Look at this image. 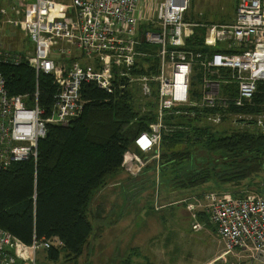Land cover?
<instances>
[{
  "label": "built area",
  "instance_id": "2783aa9c",
  "mask_svg": "<svg viewBox=\"0 0 264 264\" xmlns=\"http://www.w3.org/2000/svg\"><path fill=\"white\" fill-rule=\"evenodd\" d=\"M17 1L0 9V31L19 28L34 52H18L0 40V172L36 162L49 125L67 126L83 115L82 91L89 84L107 93L140 91L154 100L155 120L134 145L157 159L164 136L182 129L168 119L191 115L185 108L198 109L212 124L228 121L231 128L264 132V100L255 102L264 87V0H237L235 20L225 25L194 20L191 0H36L31 17L20 16L27 0ZM199 28L206 32L201 49L191 46ZM145 59L157 62L149 75L141 73L148 67ZM23 64L35 71L37 84L41 75L53 78L51 116L40 104L38 87L33 96L8 89L1 68ZM245 107L262 111H231ZM201 201L185 202L189 211L208 214L225 243L220 262L230 256L264 264V197L210 193ZM52 247L63 243L35 238L26 246L0 228V264H37L38 255Z\"/></svg>",
  "mask_w": 264,
  "mask_h": 264
},
{
  "label": "trees",
  "instance_id": "16d2710c",
  "mask_svg": "<svg viewBox=\"0 0 264 264\" xmlns=\"http://www.w3.org/2000/svg\"><path fill=\"white\" fill-rule=\"evenodd\" d=\"M192 18L197 20V16ZM200 32L196 30L193 48L204 46ZM197 38L201 41L197 42ZM145 62L148 67L141 73L149 75L157 62L152 59ZM1 70L13 95L33 96L38 87L40 104L47 117L52 115L57 89L50 75H41L37 84L36 73L28 64L5 65ZM82 93L87 101L83 115L67 126L49 125L47 137L39 143L36 162L17 163L0 172V228L26 246H31L35 238L61 241L63 247H52L46 252L53 264L62 259L77 262L89 250L91 238L96 234L88 214L93 196L107 186L109 178L123 170L135 138L148 131L155 120L154 100L142 97L140 91L107 93L89 84ZM263 93L261 86L255 98L257 105L263 102ZM152 96H156V91ZM193 97L199 99V91H194ZM184 111L193 116L168 119L182 129L164 136L160 159L149 167L154 172L159 168L163 190L181 193L213 181L238 184L254 177L264 179V132L231 128V132L218 135L211 133L210 127H204L207 120L201 111L195 108ZM231 111L262 110L245 107ZM182 145L189 148L180 150ZM198 149L204 150L201 156ZM201 212L205 211H197V217L204 222ZM97 215L95 219H100L101 213ZM208 221L211 225L209 216ZM200 230L204 231V227Z\"/></svg>",
  "mask_w": 264,
  "mask_h": 264
},
{
  "label": "rangeland",
  "instance_id": "374dc122",
  "mask_svg": "<svg viewBox=\"0 0 264 264\" xmlns=\"http://www.w3.org/2000/svg\"><path fill=\"white\" fill-rule=\"evenodd\" d=\"M12 1L15 3V0H0V9L5 6H11L13 4ZM62 1L67 4L70 3V0ZM236 1L237 0H191L193 6L192 11L198 16L202 24H231L236 17ZM21 6L24 8L23 16L31 17V11L36 7V0L24 1ZM199 29L201 30L199 36H206V32H203L204 29ZM0 40L5 43L8 42L7 46L11 45V47L18 52H34V45L30 40L25 38L19 28L8 27L7 32L0 31ZM199 41H201V38H197V42ZM204 127H210L208 128L209 131L218 135L233 130L228 121L222 125L206 122ZM247 130L255 129L251 128ZM186 148L188 149L189 145L180 146V150H185ZM198 150L201 156L204 150ZM140 160L144 165H150V167L159 161V159H156V161L152 159L149 162H145L142 158ZM159 171V168L156 172L145 170L143 173L147 172L146 176L143 174L139 178H144V180H140V186L136 184L134 178L128 180L127 175L119 177V183L113 190H110L112 188H107L106 186L96 192L88 210L89 217L95 227V233L103 230L105 227V218H108L110 221L119 219L121 222L114 234L129 233L131 235H139L136 236L139 237V239L135 242L138 243L142 251L141 253L148 258L151 264H202L203 260L212 258L218 250H225V243L218 237L214 228L208 225L209 221L206 212H202L201 215L203 216L202 219H205L203 222L204 226L207 228L204 230L205 232L196 233L192 230V220L190 221L191 217L187 211V203L183 201L192 194H195L192 196V199L202 200V204H205L204 197L210 193L225 196H264L263 177H254L253 180L243 181L238 184H222L213 181L200 188L181 191V193L177 192L176 194L166 197V190H163L160 186ZM148 178L151 179L148 180ZM124 179H126L125 187L127 185L131 187L129 201H127L121 187V181ZM115 183L117 182L115 181ZM193 191L194 193H192ZM173 200H175V203ZM177 201L181 202L177 203ZM156 203L160 211L156 210ZM97 213H101L100 219H95L98 217ZM97 228H99L98 231ZM164 247H166L168 251H166ZM129 250L130 249H123L119 251V260L123 257H131L132 262L130 264H139V262L147 264V259L144 261L140 259L138 262L133 251L129 252ZM90 254L91 251L90 253L86 252V260L90 259ZM45 255L46 253L38 255L37 264L45 263L43 259ZM101 258L105 259V261H102L104 262L103 264H109L110 261L105 255ZM85 259L80 261H86ZM226 259L228 262L223 264H232L231 260L234 258L229 256L226 257ZM62 261L65 260L63 259ZM114 262V264H118L116 260H114Z\"/></svg>",
  "mask_w": 264,
  "mask_h": 264
},
{
  "label": "crops",
  "instance_id": "0c3cea01",
  "mask_svg": "<svg viewBox=\"0 0 264 264\" xmlns=\"http://www.w3.org/2000/svg\"><path fill=\"white\" fill-rule=\"evenodd\" d=\"M148 1H149L148 4H150V1L152 2V0H148ZM191 16H197V15H195L194 12L191 11ZM133 146H134L133 150H131L127 153V156H129L130 162H128L123 167V170H121L118 174H116V175H114L108 179L107 188H112L110 190H113L118 185L119 177H122L124 175L128 176V178H127L128 180H130L131 178H134L135 179L134 181L136 182V184L138 186H140L141 184H140L139 178L143 174L146 176L147 172L143 173V172H145V170L148 171L151 169V168H149L150 165H146V164L144 165L143 162H140L141 161L140 159L141 158L144 159L145 162H149L152 159L154 161H156L157 157H154L151 155H145L135 145H133ZM158 159H160V158H158ZM125 180L126 179L121 181L122 185L121 184L120 185L122 187L124 195L126 196L127 201H129V193L131 191V187H129L128 185L125 187V184H126ZM115 181L117 183H115ZM134 186H136V185H134ZM165 193L167 194L166 197H169L170 195L176 194L177 192L173 193V192L165 191ZM192 193H194V191ZM194 195L195 194H192L190 197L186 198L183 201L192 200V196H194ZM193 198H195V197H193ZM173 201L175 203V200H173ZM178 202H181V201H177V203ZM164 206H166V205H164ZM187 211H188V213L189 212L191 213V218H192L191 224H192L193 230H195L196 233H203V231L197 230V225L204 227V230H206L204 223L197 217V211H202V210L196 209L194 211H189V210H187ZM120 223L121 222L119 219H115L114 221H110L108 218H105V227L103 228V230L101 232H97L96 234L93 235V237L91 238V242H90V248H89V250L85 251V254H86V252L90 253V251H91L90 259L86 260L85 259L86 255L84 254L85 256L83 255V257L81 259H79L77 262L67 263L65 261H62L63 260L62 259L61 264H63V263H66V264H103L104 262H102V261H105L104 258H101V257H103V255H105L106 258L109 259V261H110L109 264H114L115 263L114 260H116V262L118 264H130L132 262L131 257H123V258H121V260H119L120 258L118 257V252L123 250V249H130L129 252L133 251L138 262L140 259L143 261L147 259V261H148L147 264H151L150 261L148 260V258L141 253L142 251L140 249V246H138V243L135 242L136 240L139 239V237H136V236H139V235H131L129 233L114 234V232L116 231V229ZM216 234H217V232H216ZM190 241H192V240H190ZM164 249L166 251H168L166 249V247H164ZM224 253H225L224 249L218 250L217 253L212 256V258H209V259L206 258L205 260H203L202 264H223L222 262H220L221 261L220 258L224 255ZM43 259L45 261L44 264L50 263L47 259V255H45V257ZM83 259H85L86 261L81 262L80 260H83ZM218 259H220V260H218ZM227 262H228V260L225 259V263H227ZM231 263L232 264H246V263L249 264L248 261H246L245 259H242L239 261V259H237V258L232 259ZM58 264H60V263H58ZM139 264H142V263L139 262Z\"/></svg>",
  "mask_w": 264,
  "mask_h": 264
}]
</instances>
